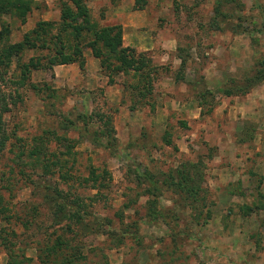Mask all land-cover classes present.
<instances>
[{
    "label": "rangeland",
    "instance_id": "374dc122",
    "mask_svg": "<svg viewBox=\"0 0 264 264\" xmlns=\"http://www.w3.org/2000/svg\"><path fill=\"white\" fill-rule=\"evenodd\" d=\"M65 1L32 0L25 23L0 16L5 40L58 23ZM239 1L245 33L212 25L215 0H85L92 22L120 25L123 46L150 59L146 93L87 47L83 69L51 63V44L0 70V264H264V79L222 93L264 60V0ZM32 59L42 67L22 78ZM38 154L63 167L44 175ZM189 164L202 191L184 202L164 181ZM45 185L80 206L81 223L54 217Z\"/></svg>",
    "mask_w": 264,
    "mask_h": 264
},
{
    "label": "trees",
    "instance_id": "16d2710c",
    "mask_svg": "<svg viewBox=\"0 0 264 264\" xmlns=\"http://www.w3.org/2000/svg\"><path fill=\"white\" fill-rule=\"evenodd\" d=\"M32 4V0H0V16H15L22 23H25V17L31 10ZM243 8L244 5L239 0H215V6L213 8L215 16L212 25L218 28V21L221 20V23L229 26V31L232 33H245L246 30L241 23L242 17L237 15V12H242ZM122 34L123 31L120 25L99 27L92 22L85 0H66L61 4L60 21L58 23L38 22L34 30L29 34H25L22 42L9 44L5 40L9 35V29L7 26L1 27L0 70H7L10 66L11 58H20V54L25 49L49 50L51 44L53 45L55 55L52 56V59L50 58L51 63L54 65L77 63L79 68L83 69L84 56L82 50L84 47H87L91 50L93 57L99 60L101 68L110 71L109 75L137 74L139 76L138 82L142 84L140 87L138 85L135 86L134 89L140 90V93H142L141 91L145 93L149 92L156 69L154 67L151 68V61L145 54L137 53L134 48L123 46ZM53 64L49 63V66H53ZM40 67H42V62L36 59L30 60L28 64H22L20 66L22 78L26 77L29 69H38ZM263 79L264 60H261L255 64L251 75L242 80L228 79L224 83L222 93L227 97L240 94L244 95L252 87L261 83ZM109 81H112L110 77ZM209 95L211 96V94ZM0 105H2V108H0L1 113L7 112L1 89ZM113 133V128L105 132H100L103 136L110 135V137ZM41 139L42 137H39L37 140ZM6 140L7 138L3 136L0 138V150L4 148ZM39 143L42 144V142ZM37 153H43V148L34 146L31 155ZM38 155L39 157L36 159L41 161L44 175L51 174L53 167H59V169L63 167L58 160H52L50 157H46V155ZM40 158L41 160H39ZM196 168L194 164H189L188 166L183 165L180 169L174 170L173 174H170L164 181L166 185L173 187L181 194L184 202H188L191 197L195 198L202 191L199 184L201 177L196 179L189 173L190 169L196 170ZM60 176L61 179H65L66 181L67 178L63 174ZM97 178L94 172H91L90 179L94 183H96ZM44 188L49 192L43 196L44 202L48 204L56 219L74 220L76 223L82 222L85 214H80V206L75 201L67 202L66 194L59 190L58 187L51 189V187L45 185ZM194 202L189 205L195 204ZM5 212L6 208L2 206L0 198V214L4 215ZM2 238L5 239L3 236ZM57 244L59 247L62 245L61 241ZM3 245L8 249L6 244Z\"/></svg>",
    "mask_w": 264,
    "mask_h": 264
}]
</instances>
